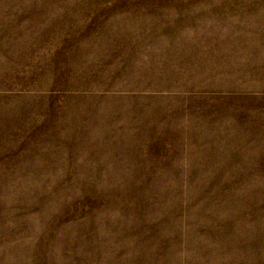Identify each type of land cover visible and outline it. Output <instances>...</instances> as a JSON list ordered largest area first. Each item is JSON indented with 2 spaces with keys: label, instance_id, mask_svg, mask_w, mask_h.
Here are the masks:
<instances>
[{
  "label": "rangeland",
  "instance_id": "obj_1",
  "mask_svg": "<svg viewBox=\"0 0 264 264\" xmlns=\"http://www.w3.org/2000/svg\"><path fill=\"white\" fill-rule=\"evenodd\" d=\"M0 264H264V0H0Z\"/></svg>",
  "mask_w": 264,
  "mask_h": 264
}]
</instances>
